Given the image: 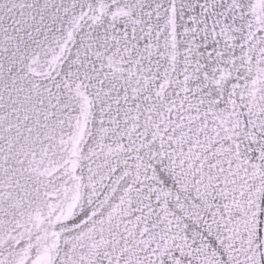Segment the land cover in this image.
Here are the masks:
<instances>
[{
	"label": "snow or ice",
	"instance_id": "snow-or-ice-1",
	"mask_svg": "<svg viewBox=\"0 0 264 264\" xmlns=\"http://www.w3.org/2000/svg\"><path fill=\"white\" fill-rule=\"evenodd\" d=\"M0 264H264V0H0Z\"/></svg>",
	"mask_w": 264,
	"mask_h": 264
}]
</instances>
